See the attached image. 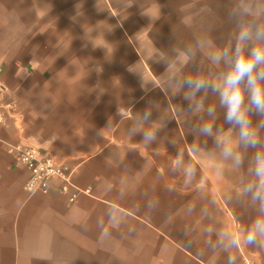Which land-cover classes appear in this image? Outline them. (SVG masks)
Here are the masks:
<instances>
[{
  "label": "crops",
  "instance_id": "crops-1",
  "mask_svg": "<svg viewBox=\"0 0 264 264\" xmlns=\"http://www.w3.org/2000/svg\"><path fill=\"white\" fill-rule=\"evenodd\" d=\"M244 2L0 0V87L15 104L0 125V264H227L223 249L207 247L216 237L204 229L250 224L255 206L236 196L243 170L226 164L216 174L215 140L198 132L209 118L188 112L182 93L161 90L166 65L152 57L154 48L168 62L194 51L183 74L217 76L223 65L213 66L197 41L230 44L233 13ZM215 101L209 92L205 105ZM146 108L154 122H166L148 147L142 134L127 133ZM215 125L230 127L218 105ZM16 142L67 164L83 192L70 202L58 179L46 193L25 190L29 171L6 146ZM178 151L197 168L187 185L182 171L171 170ZM149 200L158 201L151 212ZM109 209L125 222L114 226ZM232 254L237 264H264V249L241 246Z\"/></svg>",
  "mask_w": 264,
  "mask_h": 264
},
{
  "label": "clouds",
  "instance_id": "clouds-1",
  "mask_svg": "<svg viewBox=\"0 0 264 264\" xmlns=\"http://www.w3.org/2000/svg\"><path fill=\"white\" fill-rule=\"evenodd\" d=\"M233 15L237 18V27L230 44L218 48L206 39L197 41V48L207 52V58L213 66L223 65V70L217 76L212 77L203 72L183 74L187 62L195 58L194 51L182 53L181 59L168 62L159 50L154 48L152 57L158 63L164 60L166 65L161 77V90L165 94L171 92L173 96L182 93L188 112L205 113L209 118L199 125L198 132L215 140L220 158L216 174L223 175L226 164L234 170H243L236 196L255 206V215L250 224L234 230L216 231L211 226L204 229L205 236L216 237L215 244L212 240L206 241L207 247L213 250L216 247L223 249L228 254L227 264H237L238 258L232 252L241 246L264 249V22H261L264 20V6L257 0H245ZM151 18L155 21L159 16ZM130 71L138 72L142 83H146L143 72L133 68H130ZM209 92L216 101L206 106ZM217 105L223 109V120L230 127H216ZM118 114L123 118L121 108L118 109ZM254 117L260 119L254 120ZM131 119L128 136L142 134L141 143L145 147L158 139V133L166 123L154 122L152 112L147 108L136 113ZM170 143L175 145L174 140ZM249 150H252L250 155ZM191 151L198 152V146H191ZM171 170L173 173L183 172L185 185L197 174V168L192 163H185L183 151H178L172 161ZM126 194L127 189L121 187L120 198H124ZM157 207L158 201H148L149 212ZM107 216L116 227L126 219L113 209L108 210ZM103 235L108 236L109 233L104 232Z\"/></svg>",
  "mask_w": 264,
  "mask_h": 264
},
{
  "label": "built area",
  "instance_id": "built-area-1",
  "mask_svg": "<svg viewBox=\"0 0 264 264\" xmlns=\"http://www.w3.org/2000/svg\"><path fill=\"white\" fill-rule=\"evenodd\" d=\"M14 111V102L4 99L0 87V125L4 124ZM6 146L15 163L29 171V178L24 185L28 192L46 193L53 179L61 181V191L68 195L70 202L75 201L78 194L83 192L71 183L72 169L67 164L58 163L48 150L25 142L7 143Z\"/></svg>",
  "mask_w": 264,
  "mask_h": 264
}]
</instances>
